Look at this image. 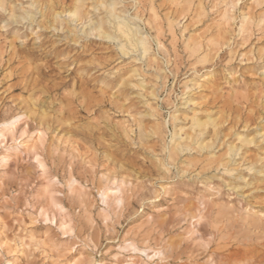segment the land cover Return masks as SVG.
Segmentation results:
<instances>
[{
    "label": "rangeland",
    "instance_id": "374dc122",
    "mask_svg": "<svg viewBox=\"0 0 264 264\" xmlns=\"http://www.w3.org/2000/svg\"><path fill=\"white\" fill-rule=\"evenodd\" d=\"M0 131V264H264V0H0Z\"/></svg>",
    "mask_w": 264,
    "mask_h": 264
},
{
    "label": "bare ground",
    "instance_id": "6f19581e",
    "mask_svg": "<svg viewBox=\"0 0 264 264\" xmlns=\"http://www.w3.org/2000/svg\"><path fill=\"white\" fill-rule=\"evenodd\" d=\"M110 2V1H109ZM99 3H101V2H99ZM106 3H108V1H106ZM111 3V2H110ZM119 3V2H118ZM82 4V3H81ZM102 4V3H101ZM107 5V4H106ZM111 10H110V13H111V16L113 17V20H115V22H116V25H117V27H118V29H119V32H122L124 35H125V37L126 38H129V40H131V42L134 44V46L137 48H139L140 49V51H142V53H144V54H149L150 56H151V54H150V52H151V44H150V41H149V38H148V36L147 35H145V34H143V33H141L140 31H139V29H138V27H135V26H133L132 24H131V21H130V19H128V18H126V17H123V16H121L119 13H117V11H118V9H117V11H116V8H115V2H112L111 4ZM103 6V5H102ZM108 6V5H107ZM72 10V9H71ZM84 10H86V9H84ZM80 11L81 10H79V6L78 7H76L73 11H72V13H70L71 15H72V17L74 18V20L75 19H77V18H79L78 16L80 15ZM105 11H107L106 9H105ZM59 12V11H58ZM82 13H84V12H82ZM122 13V12H121ZM62 14V13H61ZM32 15V14H31ZM69 15V14H68ZM60 16V15H59ZM83 16H84V14H83ZM125 16H127V15H125ZM136 16V15H135ZM61 17V16H60ZM137 17V16H136ZM70 18V17H69ZM109 18V17H108ZM139 18V17H138ZM80 19V18H79ZM91 20V19H90ZM58 21H60V20H58ZM73 21V20H72ZM76 21V20H75ZM74 21V22H75ZM88 21H89V19H88ZM112 22V21H111ZM90 23H91V21H90ZM87 24H89V23H87ZM92 24H93V22H92ZM113 24H114V22H113ZM228 24V23H227ZM111 25V24H110ZM87 26V25H86ZM96 27L97 26H99V28H101V25H95ZM94 26V27H95ZM95 27V28H96ZM87 28V27H86ZM93 28V27H92ZM94 28V29H95ZM104 29V28H103ZM116 29V28H115ZM92 30V29H91ZM105 30V29H104ZM102 31V30H101ZM102 33H104V31L102 32ZM107 36H109L108 34H106ZM159 43V42H158ZM131 44V43H130ZM121 45V44H120ZM134 46H132V47H134ZM126 48V47H125ZM138 49V50H139ZM135 50V49H134ZM141 54V53H140ZM143 54V55H144ZM141 75V74H140ZM207 75H205V76H202L203 78H201V81L203 82V83H205V82H207V79H208V77H206ZM189 81V80H188ZM209 82V81H208ZM207 82V83H208ZM211 82V81H210ZM188 83H186V85H187ZM202 85V84H201ZM186 87V86H185ZM200 87V86H199ZM187 89H189L190 90V86H188L187 85ZM188 92V91H187ZM186 92V93H187ZM153 95V94H152ZM210 115V114H209ZM180 118V117H179ZM207 118H209V117H207ZM207 118H205V119H207ZM175 119V118H174ZM193 119V121H192V125L194 126V127H200L201 128V126H204V127H206L204 124H205V121H201L199 118H197V117H193V118H191V120ZM204 119V120H205ZM209 121V123H210V120H208ZM212 121V120H211ZM14 123V122H13ZM13 125V124H12ZM207 125V124H206ZM209 125V124H208ZM212 125V124H211ZM182 126V125H181ZM191 126V125H190ZM214 126H216V124L214 123ZM12 127V126H11ZM161 127V126H160ZM204 127H202V128H204ZM14 128V127H13ZM216 128V127H215ZM9 130V129H8ZM12 130V129H11ZM14 130V129H13ZM12 130V131H13ZM197 130V129H196ZM215 130H217V128L215 129ZM10 131V130H9ZM198 131V130H197ZM7 132V131H6ZM5 131H0V139L3 141V140H5L6 138H7V133H6ZM197 133V132H196ZM199 133V132H198ZM201 134H203V132H200ZM199 133V134H200ZM13 134V133H12ZM180 134H182V133H180ZM198 134V135H199ZM216 134V131H214V135ZM176 137V136H175ZM201 137H202V135H201ZM200 137V138H201ZM244 137V136H243ZM248 137V136H247ZM173 138V137H172ZM204 138V137H203ZM241 138V137H240ZM264 139V138H263ZM172 140H174V138L172 139ZM178 140V139H177ZM189 140V139H188ZM205 141L207 140V139H204ZM210 140V139H209ZM209 140H207L208 141V143H210L209 142ZM190 141V140H189ZM245 141H247V140H244L243 142H245ZM172 142V141H171ZM184 142V141H183ZM187 142V141H186ZM198 142V141H197ZM248 143L249 142H253V140H249V141H247ZM180 143V142H179ZM246 143V142H245ZM186 145V144H185ZM202 145H204V147H206L205 146V144H202ZM33 145H30V146H26V149L25 150H27V149H30V147H32ZM172 146V145H171ZM228 146H230V145H228ZM181 147V146H180ZM187 147V146H186ZM233 147V146H232ZM231 147V148H232ZM202 148V147H201ZM210 148V147H209ZM230 148V149H231ZM234 148V147H233ZM183 149H184V147H183ZM204 149V148H203ZM207 149V148H206ZM229 149V148H228ZM227 149V150H228ZM237 149H239V147L237 148ZM24 150V151H25ZM181 151V150H180ZM231 151V150H230ZM235 151V150H234ZM238 151V150H237ZM228 152V151H227ZM236 152V151H235ZM237 153V152H236ZM210 154H213V153H210ZM229 154V153H228ZM233 154V153H232ZM237 155V154H236ZM169 156H171V155H169ZM173 156V155H172ZM171 156V157H172ZM175 156V155H174ZM235 156V155H234ZM233 156V157H234ZM230 157H231V155H230ZM173 158V157H172ZM226 158V157H225ZM221 160V159H220ZM219 160V161H220ZM222 162V161H221ZM225 163V162H224ZM223 163V164H224ZM232 163H230V165H231ZM233 165V164H232ZM235 165V164H234ZM228 167V166H227ZM226 167V168H227ZM229 168V167H228ZM250 168V167H249ZM258 168V167H257ZM232 169V168H231ZM230 169V170H231ZM251 169V168H250ZM255 169V168H254ZM262 169V168H261ZM260 169V170H261ZM257 170V169H256ZM260 170L258 171V172H260ZM227 171V170H226ZM232 171V170H231ZM231 171H228V172H231ZM234 171V170H233ZM262 171V170H261ZM264 173V172H263ZM259 174V173H258ZM261 174V173H260ZM118 188L117 189H115L114 187H110V188H106V189H103L102 190V192L100 193L101 195H102V197H103V201L104 202H108V199L110 198V194L111 193H114L115 195L118 193V196L116 195V197L115 198H117V200H118V202H120L121 200H122V195H121V193H120V187L119 186H117ZM102 189V188H101ZM124 247V246H123ZM234 252V251H233ZM232 253V252H231ZM230 253V254H231ZM235 253V252H234Z\"/></svg>",
    "mask_w": 264,
    "mask_h": 264
},
{
    "label": "snow or ice",
    "instance_id": "6c2138e0",
    "mask_svg": "<svg viewBox=\"0 0 264 264\" xmlns=\"http://www.w3.org/2000/svg\"><path fill=\"white\" fill-rule=\"evenodd\" d=\"M41 135H43V134H41ZM37 160L39 161V157H37ZM40 167L43 169L44 168V165L41 164Z\"/></svg>",
    "mask_w": 264,
    "mask_h": 264
}]
</instances>
